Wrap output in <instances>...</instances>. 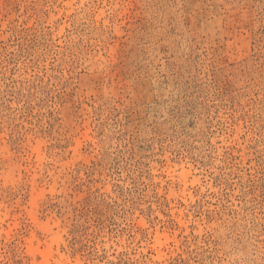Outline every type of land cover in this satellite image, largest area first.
Returning a JSON list of instances; mask_svg holds the SVG:
<instances>
[{
	"label": "rangeland",
	"instance_id": "1",
	"mask_svg": "<svg viewBox=\"0 0 264 264\" xmlns=\"http://www.w3.org/2000/svg\"><path fill=\"white\" fill-rule=\"evenodd\" d=\"M0 264H264V0H0Z\"/></svg>",
	"mask_w": 264,
	"mask_h": 264
}]
</instances>
